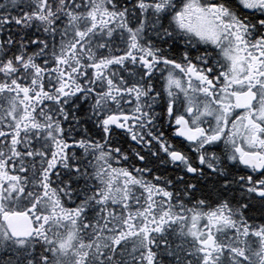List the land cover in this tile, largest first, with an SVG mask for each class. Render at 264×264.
Instances as JSON below:
<instances>
[{
	"label": "snow or ice",
	"instance_id": "obj_1",
	"mask_svg": "<svg viewBox=\"0 0 264 264\" xmlns=\"http://www.w3.org/2000/svg\"><path fill=\"white\" fill-rule=\"evenodd\" d=\"M0 264H264V0H0Z\"/></svg>",
	"mask_w": 264,
	"mask_h": 264
}]
</instances>
